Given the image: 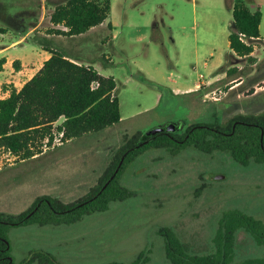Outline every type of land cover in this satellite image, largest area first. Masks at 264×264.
Here are the masks:
<instances>
[{
	"label": "rangeland",
	"instance_id": "1",
	"mask_svg": "<svg viewBox=\"0 0 264 264\" xmlns=\"http://www.w3.org/2000/svg\"><path fill=\"white\" fill-rule=\"evenodd\" d=\"M60 1L0 0V28L14 37L31 30L29 40L44 49L63 51L112 76L122 118L36 158L0 151V213L20 214L44 196L64 203L86 196L126 135L171 123L182 133L192 124H221L264 111V0H244L262 15L260 36L251 41L253 62L228 56L226 0H110L105 26L73 36L49 33L50 13ZM46 56L42 52L35 64H27L29 75ZM232 68L236 71L227 75ZM208 80L196 92L170 91ZM42 144H36L41 151ZM117 181L130 195L105 210L71 223L8 226L13 261L44 250L64 264L130 263L143 251L144 264H171L160 227L173 230L188 254H208L215 250L213 236L224 212L238 210L264 221V162L243 165L222 150L148 147L124 164ZM258 237L238 231L227 264H264Z\"/></svg>",
	"mask_w": 264,
	"mask_h": 264
},
{
	"label": "trees",
	"instance_id": "2",
	"mask_svg": "<svg viewBox=\"0 0 264 264\" xmlns=\"http://www.w3.org/2000/svg\"><path fill=\"white\" fill-rule=\"evenodd\" d=\"M226 6L231 11L228 56L245 57L253 62L251 41L260 36L261 12L253 10L244 0H226ZM109 12L110 0H63L53 5L49 19L64 29L54 28L48 32L79 35L104 22ZM5 29L0 28V32ZM46 50L50 55L39 70L19 90L10 86L9 95L0 98V148L21 160L41 152L36 144L39 145L51 133L52 123L59 117L64 120L57 129L63 130L65 140L101 131L120 121L117 88L112 76L79 63L63 51ZM18 64L19 61L12 62L14 69H18ZM235 71L236 68H232L225 73L231 75ZM140 77L151 85L155 84ZM1 88L7 89L6 85ZM185 146H193L205 153L222 150L243 165L250 161L264 162V112L239 115L221 124L216 120L192 124L182 133L151 130L124 136L86 196L74 203L44 196L20 214L0 213V264H64L44 250L31 251L26 259L15 263L5 229L31 223H71L85 214L105 210L110 202L130 195L117 181L127 161L148 147L178 151ZM240 230L256 233L259 242L264 244V221L238 210L223 213L213 236L215 250L208 254H188L178 236L168 227H160L159 233L164 238L166 257L171 264H227ZM146 260L142 251L130 263L106 264H144Z\"/></svg>",
	"mask_w": 264,
	"mask_h": 264
},
{
	"label": "crops",
	"instance_id": "3",
	"mask_svg": "<svg viewBox=\"0 0 264 264\" xmlns=\"http://www.w3.org/2000/svg\"><path fill=\"white\" fill-rule=\"evenodd\" d=\"M105 21L99 25H96V26L90 28L87 31H90L97 26H105V24H106ZM39 23H40V21L38 22V24L33 25V28L37 27L39 25ZM51 25L53 28L64 29V26H62L60 24L54 25L51 23ZM7 31L8 30L5 29V32H1V34H0V59H4V62H0V75H1V78H0V98L7 97L9 95L10 86H13L17 90H19L22 87V85L28 79H30L39 70V68L43 64V62H42L39 66L32 67V70L34 69V72L29 75L28 72H29L30 68H28L26 66L30 61H33V63L35 64V60L38 58L39 55H41L42 52L47 53V56L44 57V60H46L50 55L49 52L43 48V45L41 43H39L37 41L29 40L28 37H29V33L31 30H28L25 32H21V30L18 31V34H19L18 37H14L11 34L8 35L9 33ZM86 32H84V33H86ZM84 33H82V34H84ZM43 34L45 36H49V34H45V33H43ZM7 38H8V42L5 43L4 40H6ZM71 58H73V57H71ZM73 59H75L79 63H83L82 61H80L76 58H73ZM14 60L19 61L17 70L14 69V67L12 66V62ZM83 64L91 65L89 63H83ZM96 70L98 71V69H96ZM214 80H217V79H214ZM209 82H211V81H209V80L206 82L200 81V82L195 83L193 87H187V88H185L183 86H172V87H170V91L174 95H177L180 93H190V92L192 93V92H196V90L199 88L200 84H209ZM2 85H6L7 89L2 90V88H1ZM119 110H120V103H119ZM121 118H122V116L120 115V121H121ZM63 120H64V117H59L56 121H54L52 123V126L60 125L63 122ZM66 141H70V139L66 140ZM45 151L46 150H43L40 153L33 155L31 158H36V157L44 154ZM3 169L4 168L0 167V172ZM100 174H101V172L95 177L96 180L98 179ZM40 239H45V237L42 236V237H40Z\"/></svg>",
	"mask_w": 264,
	"mask_h": 264
},
{
	"label": "built area",
	"instance_id": "4",
	"mask_svg": "<svg viewBox=\"0 0 264 264\" xmlns=\"http://www.w3.org/2000/svg\"><path fill=\"white\" fill-rule=\"evenodd\" d=\"M65 141L66 140L64 139L63 130L57 129V125H54V126H52L51 133L49 135L45 136L44 139L42 140L43 144L41 147L43 150H47V149L52 148L54 146L61 145ZM0 151L6 157H8V156H12V158L17 157L14 154H12L11 152L4 150L3 148H0Z\"/></svg>",
	"mask_w": 264,
	"mask_h": 264
},
{
	"label": "water",
	"instance_id": "5",
	"mask_svg": "<svg viewBox=\"0 0 264 264\" xmlns=\"http://www.w3.org/2000/svg\"><path fill=\"white\" fill-rule=\"evenodd\" d=\"M159 130H162V131H172V130H174V126L171 123V124H168V125H166L164 127H158L156 129H153L152 132H156V131H159ZM120 164H121V162H120Z\"/></svg>",
	"mask_w": 264,
	"mask_h": 264
},
{
	"label": "flooded vegetation",
	"instance_id": "6",
	"mask_svg": "<svg viewBox=\"0 0 264 264\" xmlns=\"http://www.w3.org/2000/svg\"><path fill=\"white\" fill-rule=\"evenodd\" d=\"M255 93H258L257 91L255 92ZM254 92L252 93V94H255ZM264 112V111H263ZM252 115H256V114H252ZM241 121H239V123H240Z\"/></svg>",
	"mask_w": 264,
	"mask_h": 264
}]
</instances>
